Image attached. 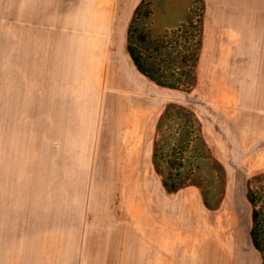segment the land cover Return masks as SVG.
<instances>
[{"label":"rangeland","instance_id":"374dc122","mask_svg":"<svg viewBox=\"0 0 264 264\" xmlns=\"http://www.w3.org/2000/svg\"><path fill=\"white\" fill-rule=\"evenodd\" d=\"M129 2L116 44L126 0H0V264H73L68 211L136 203L177 250L205 238L262 264L247 190L264 196V0ZM102 63L139 87L107 102Z\"/></svg>","mask_w":264,"mask_h":264},{"label":"crops","instance_id":"0c3cea01","mask_svg":"<svg viewBox=\"0 0 264 264\" xmlns=\"http://www.w3.org/2000/svg\"><path fill=\"white\" fill-rule=\"evenodd\" d=\"M130 3L126 0L123 7L128 9ZM112 71L120 79L124 93L138 88L134 87V83H138L137 76L131 72V79L135 82L125 80L123 70L120 71L121 75L114 69ZM129 82H133V85H127ZM143 205L145 203L140 206L136 203L132 212L109 207L68 211L71 226L68 231L80 233L81 239L65 244L64 248H69V251L64 252V258H68V262L76 249L78 251L75 252L73 264H241L233 253L226 252L222 246H213L205 238L193 240L192 243L183 240L179 246L180 251L177 250L176 241L157 232V227H162V219L157 220V210L142 208ZM59 228L54 231L59 232Z\"/></svg>","mask_w":264,"mask_h":264},{"label":"trees","instance_id":"16d2710c","mask_svg":"<svg viewBox=\"0 0 264 264\" xmlns=\"http://www.w3.org/2000/svg\"><path fill=\"white\" fill-rule=\"evenodd\" d=\"M139 10L140 8L137 6L135 8L136 14H138ZM132 19L130 20L126 31L128 37H130V35L132 34V28H134V26H132ZM137 31L138 28H136L133 33ZM199 32H201L200 29ZM141 37L142 36H140V34H135L136 39H141ZM127 51L132 60V63L141 74H143L145 77L149 78L151 81L158 85L169 88L174 87L172 83L163 82L162 80L158 79V77L156 76L157 70L154 66H152V69H147L148 64L147 62H145L144 56L136 48L132 47L130 42H127ZM193 67L194 65L192 66L191 77H194V75H192ZM153 155L155 157L156 153L154 152ZM168 184L169 183L164 181L162 185L163 187L168 188ZM247 201L250 206V240L253 248L261 254V257L263 259L262 264H264V196L257 195L254 191H252L251 188H248Z\"/></svg>","mask_w":264,"mask_h":264},{"label":"bare ground","instance_id":"6f19581e","mask_svg":"<svg viewBox=\"0 0 264 264\" xmlns=\"http://www.w3.org/2000/svg\"><path fill=\"white\" fill-rule=\"evenodd\" d=\"M121 11L122 12L120 13L119 17H117V21L115 23L116 26L114 28L115 29L116 44H117V42H119V40L121 38L122 29H123V26H124V23H125L126 15H127V9H123ZM111 21H113V20H111ZM113 42H114V40H113ZM116 44H115V46H116ZM116 50L117 49L114 48L115 54H117ZM99 69L102 72V73H100L102 81L99 83V86L101 88L100 90L102 91V92H100V93H102V98H105L106 101L108 102L111 99H114V98H119L120 99V97H123L124 96V91H123V87L121 85V82H119L120 79L118 80V78L114 75L112 69L110 67H107L105 64L103 65V63L100 66ZM125 74H126V76L128 77L129 80L133 81V79H131L132 78L131 74H129V73L128 74L125 73ZM134 85H135L134 86L135 88L139 87V82L138 83H134Z\"/></svg>","mask_w":264,"mask_h":264}]
</instances>
